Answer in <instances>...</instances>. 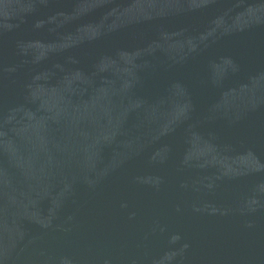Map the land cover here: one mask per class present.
Here are the masks:
<instances>
[{
  "label": "water",
  "instance_id": "95a60500",
  "mask_svg": "<svg viewBox=\"0 0 264 264\" xmlns=\"http://www.w3.org/2000/svg\"><path fill=\"white\" fill-rule=\"evenodd\" d=\"M0 264H264V0H0Z\"/></svg>",
  "mask_w": 264,
  "mask_h": 264
}]
</instances>
